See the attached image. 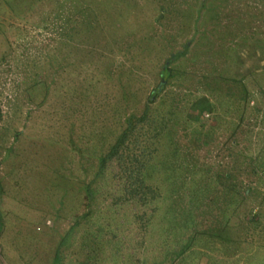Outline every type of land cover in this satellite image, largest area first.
I'll return each mask as SVG.
<instances>
[{"label": "rangeland", "instance_id": "1", "mask_svg": "<svg viewBox=\"0 0 264 264\" xmlns=\"http://www.w3.org/2000/svg\"><path fill=\"white\" fill-rule=\"evenodd\" d=\"M258 205L264 0H0V264H246Z\"/></svg>", "mask_w": 264, "mask_h": 264}, {"label": "trees", "instance_id": "2", "mask_svg": "<svg viewBox=\"0 0 264 264\" xmlns=\"http://www.w3.org/2000/svg\"><path fill=\"white\" fill-rule=\"evenodd\" d=\"M184 53H181L180 55H183ZM177 58V56H173L170 60H173ZM170 61L168 60L167 63H169ZM162 75L163 77L165 78L166 75H169V72L168 70H164L162 72ZM160 88H162V85H160L159 88H157L155 91L158 92L160 90ZM140 119L136 120V122L140 121ZM133 124L132 121L130 119H128V124H127V127L126 129L123 131V133L120 134V136L117 138V140L115 141V143L113 144V146L110 148V150L108 151V153H106L104 156H101L99 158V171H103L105 168H106V163L107 161H110V160H113L114 158H116L118 155H119V151L120 149L122 148V145L124 144L125 140H126V137L128 135V132L131 130L133 132ZM130 131V133H131ZM129 133V134H130ZM159 135H157L156 137H154V140H159ZM140 158L136 157L135 159V163H136V166H135V170H136V178H138V180L136 181L137 184H138V190L139 191H142L144 188H145V178L147 176L146 175V171L147 169H150L151 168V163H150V159H147V157H145L142 153L140 154ZM133 170V167L127 169V172L129 173L130 171ZM134 170V171H135ZM235 188V186L233 187V189ZM246 192H250V190L248 188L245 189ZM238 193L233 191L232 193H230V196L233 198V200H235V196H237ZM247 196V195H245ZM243 200V198L239 199L238 202H241ZM228 207H224L223 210H230L231 212H233V214H235V211H236V205H237V202H229L228 204ZM264 211H261L259 205L257 206V211L256 213L254 214H251L250 212H248V215L246 214L245 215V218H243V222L246 223L248 225V227L250 226V228L257 232L258 234V230L256 228H258V226H260L261 224H264ZM226 226V225H225ZM263 240H264V235L261 237ZM192 240V239H191ZM223 242L225 243H233L235 244V242H238L239 241H236L237 239H232L230 237H223ZM252 245V244H251ZM264 249V245H261V246H257L256 249L254 250V252L250 253V251H248V253L246 254L245 256V262L246 264H258L259 261H256L255 258L257 256V253H259V251L263 250ZM260 264H264V263H260Z\"/></svg>", "mask_w": 264, "mask_h": 264}, {"label": "built area", "instance_id": "3", "mask_svg": "<svg viewBox=\"0 0 264 264\" xmlns=\"http://www.w3.org/2000/svg\"><path fill=\"white\" fill-rule=\"evenodd\" d=\"M207 116V115H206Z\"/></svg>", "mask_w": 264, "mask_h": 264}]
</instances>
